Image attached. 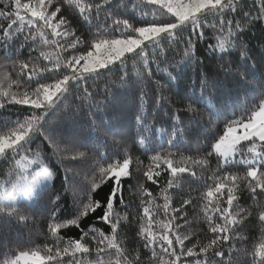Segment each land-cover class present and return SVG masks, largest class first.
<instances>
[{
    "label": "snow or ice",
    "instance_id": "1",
    "mask_svg": "<svg viewBox=\"0 0 264 264\" xmlns=\"http://www.w3.org/2000/svg\"><path fill=\"white\" fill-rule=\"evenodd\" d=\"M254 22L264 23V0H0V111L17 113L0 121V161L8 165L0 180V223L27 224L38 204L50 206L46 242L9 249L0 264H264V76L257 79L242 42ZM202 45L203 59L197 55ZM209 59L234 84V93L219 87V73H198L190 103L170 107L167 120L154 111L149 121L148 92L139 85L152 80V66L177 79V69L204 67ZM259 64L264 66V55ZM109 74L117 76L112 84L138 95L134 135L96 116L89 123L92 143L85 145L50 124L69 97L81 101V116H94L93 108L98 112L102 105L98 90L88 85ZM155 84L158 109L169 98L160 81ZM213 87L219 93L212 97L215 107L204 103ZM109 90L105 85L104 99ZM194 105H203L207 126L214 128L204 136L202 153L185 156L178 147L185 124H199L204 115ZM109 136L118 146L112 151ZM129 144L143 149L146 165ZM53 157L65 176L62 191L48 195L59 178L51 170ZM64 161L87 163L86 183L75 179L78 165ZM125 179L137 182L138 205L125 199ZM106 184L109 191L97 198ZM68 195L73 215L65 219L61 201ZM86 217L92 226L82 227ZM249 217L260 229L250 247ZM133 224L129 241L124 230ZM73 227L79 238L65 239L62 230Z\"/></svg>",
    "mask_w": 264,
    "mask_h": 264
},
{
    "label": "trees",
    "instance_id": "2",
    "mask_svg": "<svg viewBox=\"0 0 264 264\" xmlns=\"http://www.w3.org/2000/svg\"><path fill=\"white\" fill-rule=\"evenodd\" d=\"M80 31L83 32L84 35H88L83 29H80ZM242 42L246 44L247 48L250 50L249 56L252 59L249 61V64L251 65L256 63L258 69L257 79H260L262 76H264V66L259 64L260 57L264 55V23L254 22L247 29H245V32L242 35ZM197 55L200 56L201 59H203L204 55H207V53L204 52L203 45L201 46V49ZM161 59H163V57H161ZM168 59H172L171 53H168ZM226 59H235V55L232 57H226ZM204 65V67H197L195 64H193L192 66L184 69V71L177 69L173 72V75L176 76L177 79H170L167 74L157 71L155 65L152 66L154 73L152 80H144V82L139 85V87L148 92V96L146 97L148 103L145 107L149 121L152 120L154 111L158 120L161 118L167 120L168 116L166 113L170 107H184L190 103L191 101L187 98L191 96L192 85L194 82H197L198 73H201L202 75L219 73L217 77L219 79V87L225 92L234 93V84L230 83V81L225 78V72L220 68L219 65H217L215 61L210 59L205 60ZM163 66L164 65H161V67ZM128 67L131 70V62L129 63ZM233 70L235 71V69ZM116 80V75L109 74L97 81L95 84L88 85L90 89L98 90V95L96 98L101 101L102 105L98 112L95 108H93L92 111L95 113L94 116H81L80 111H78L76 108V105L81 103V101L69 97L67 100L62 102L61 106H59L60 110L57 111L52 117L50 124H58L61 130L65 131L69 136L74 137L80 143L85 145L92 143V136L94 135V132L89 126V123L92 119H95L96 116L103 118L105 124L114 127L117 131L134 135L136 131L135 110L139 106L138 95L134 97L130 92L126 91L118 84H112V82ZM156 80H159L160 84L163 86V95L169 98L168 101L164 103V106L158 109L154 104L155 90L157 88V85L155 84ZM105 85H110L107 99H104ZM196 94H200L199 88H197ZM212 97L219 98V93L215 87L211 88V95H206L204 101V103H208L210 101L211 106L215 107L216 100L212 99ZM194 107H197L204 115L203 120L199 124H188L187 122L185 124L186 132L181 136L178 145L179 154H183L185 156H194L202 153L206 146L204 136L210 134V131L214 128V125L207 126L208 113L203 105H194ZM83 111L87 112L88 109L84 108ZM73 112H75L76 115H72ZM16 114L17 113L14 111H0V121L8 118H15ZM229 115H231V113H229ZM97 123H99V121H97ZM154 126L160 127V124L156 122ZM220 127L222 129V123H220ZM116 139L121 140L122 137L118 136ZM108 144V151L115 150L118 147L113 143L111 136L108 137ZM165 147H167L166 144ZM137 149H139L138 144L135 147L129 144V150L131 154L134 157H139L140 160L144 161V164L146 165L148 160L146 155L143 153V149ZM79 150L88 152L87 148H82ZM48 154L51 155L50 149ZM88 155L91 156L92 153L88 152ZM63 163L65 165H78V162L75 161H64ZM50 166L54 176L56 175L57 170L59 171V178L54 180L52 189L48 195H51L52 191H62L61 184L63 183L65 176L64 168L61 166V162L55 157L51 159ZM88 166L89 165L85 163L76 167V171L80 173L75 177L76 181L86 183L85 177L87 176ZM210 166L215 168L216 165L214 159L211 160ZM7 170L8 165L5 162L0 161V180L5 178ZM137 175L140 174L137 173ZM163 175L166 176L167 173H164ZM136 183L137 182L135 180H124V197L126 200H129V198L135 200L134 194L136 192ZM161 183H165L163 178H161ZM145 187L149 188V190H155L156 192L159 191V188L156 185H152L151 182L145 183ZM98 191L101 192V196L97 198H102L103 194L109 191V187L107 184L103 185L102 191ZM175 191L179 190L177 189ZM192 195H198V192L194 191ZM247 195L248 193L246 191L241 194V203H244V198ZM184 198H187V196ZM178 199L179 197H173L174 202ZM159 202L162 203V200ZM248 203H251V201H248ZM61 204V214L63 217L65 219L71 218L73 215L71 195H68L66 199L62 200ZM135 204L138 205L139 201L135 200ZM49 208L50 206L44 207L43 203L38 204L37 210L33 213V218L30 219L27 224L18 222H12L9 224L0 223V260L4 259V254L8 252L9 249L18 250V246L24 248L35 247L38 245L42 246L46 242L47 221L50 216ZM131 211L135 212L137 209L133 208ZM189 211L191 214V206H189ZM249 220L253 222L249 223L248 221H245V234L249 237V240L246 243L250 247L251 243L254 242V239H259L260 229L255 224L254 217H249ZM93 224L94 220L87 217L81 222L82 227L85 225L92 226ZM96 226L101 228L106 227L100 223H96ZM135 227V224H133L124 230L129 241H131L135 235ZM194 227L198 229L200 227V223H196ZM61 234L65 239H68L69 237L79 238L80 231L79 229L73 227L62 230ZM47 242L51 243L50 240Z\"/></svg>",
    "mask_w": 264,
    "mask_h": 264
}]
</instances>
